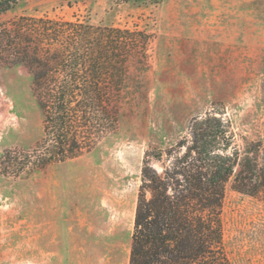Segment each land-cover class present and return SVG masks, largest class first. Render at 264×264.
Segmentation results:
<instances>
[{
  "label": "rangeland",
  "instance_id": "1",
  "mask_svg": "<svg viewBox=\"0 0 264 264\" xmlns=\"http://www.w3.org/2000/svg\"><path fill=\"white\" fill-rule=\"evenodd\" d=\"M36 18L142 31L140 46L109 95L114 130L66 162L4 174L43 134L31 69L15 64V25ZM207 113L231 151L264 141V0H19L1 12L0 264H128L142 166L162 172ZM221 222L231 264H264L262 198L230 180Z\"/></svg>",
  "mask_w": 264,
  "mask_h": 264
},
{
  "label": "trees",
  "instance_id": "2",
  "mask_svg": "<svg viewBox=\"0 0 264 264\" xmlns=\"http://www.w3.org/2000/svg\"><path fill=\"white\" fill-rule=\"evenodd\" d=\"M18 1L0 0V13ZM22 20L15 25V64L31 69L43 134L16 171L4 173L11 175L71 160L96 146L107 122L115 129L109 95L121 90L142 35L86 22ZM232 148L224 121L207 113L194 117L187 136L164 151L162 172L145 161L128 264H231L221 222L225 185L231 180V188L264 200V141H249L241 152Z\"/></svg>",
  "mask_w": 264,
  "mask_h": 264
}]
</instances>
